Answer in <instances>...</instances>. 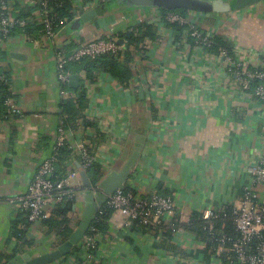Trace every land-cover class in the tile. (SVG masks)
<instances>
[{
    "label": "crops",
    "instance_id": "obj_1",
    "mask_svg": "<svg viewBox=\"0 0 264 264\" xmlns=\"http://www.w3.org/2000/svg\"><path fill=\"white\" fill-rule=\"evenodd\" d=\"M100 1L86 4L89 10H96ZM72 2L79 10L85 5L84 0ZM100 7L104 9L103 4ZM27 8L24 11L35 12L33 7ZM96 14L76 29L70 25L77 19L72 21L58 32L52 45L31 42L17 31L0 44L6 54L1 65L10 72L17 111L15 117L0 121V264L23 252L36 256L56 247L53 233L39 232L41 221L28 232L35 235L32 245L25 244L30 238L22 244L10 239L18 213L17 197L26 192L37 166L52 154L57 141L63 96L56 49L68 57L89 40L124 32L140 23L155 24L159 38L147 41L144 59L134 60V76L127 87L107 73H99L93 83H86L83 116L97 124L100 135L83 126L67 130L70 148L88 138L107 173L122 165L135 138L143 136L140 157L126 186L142 198L160 187L174 208L164 216V225L176 218L186 223L193 213L235 205L245 190L264 199V186L253 182L247 172L248 164L264 155V103L255 97L244 98L237 79L211 56L214 54H201L192 60L194 47L186 41V34L181 43H174L173 31L163 23L157 8L122 5L101 15L96 10ZM186 18L201 30L226 36L234 46L256 50L264 57V0L226 14L189 11ZM142 116L147 117L145 123ZM143 123L145 131L136 132L134 128ZM73 170L80 169L76 165ZM81 211L78 195L73 212L78 216ZM106 220V230L97 232L94 246L99 264L214 262L212 258L205 261L199 251L201 241L184 229L173 233L170 241L176 253L167 249L169 242L166 250L159 248L163 243L159 236L131 226L120 211H111ZM72 257L51 264H71Z\"/></svg>",
    "mask_w": 264,
    "mask_h": 264
},
{
    "label": "built area",
    "instance_id": "obj_2",
    "mask_svg": "<svg viewBox=\"0 0 264 264\" xmlns=\"http://www.w3.org/2000/svg\"><path fill=\"white\" fill-rule=\"evenodd\" d=\"M50 1L0 0V44L11 36L10 33L14 28L34 24L40 25L41 29L36 40H29L38 44L48 43L52 45L58 32L78 19L82 15L81 13L89 10L90 7L85 3L79 10L72 2L74 19L68 23L65 20L56 21L50 15L48 9ZM27 7H34L35 12L25 17L15 16L18 9ZM161 16L166 25L168 23L188 25L186 36L194 41L192 60L198 59V55L201 54L203 56L209 54L210 56L207 48L211 45L213 33L201 30L196 24L189 23L186 17L177 13L168 12ZM147 44L145 42L146 46ZM56 51L57 77L61 84L67 82L71 76L65 70L68 61H76L83 57L93 59L107 52H122V45H119L117 40L109 34L104 38H95L85 42L68 57L64 55L63 51L57 49ZM211 56L234 75L238 81L239 91L244 98L255 97L264 103V57L260 52L233 46L230 52L222 49L218 54ZM253 81H258V84L252 86ZM61 95L66 97L67 92L61 90ZM6 103L9 108L8 118L15 117L17 111L12 100H8ZM261 129L264 132V121ZM57 134L55 146H62L67 143V131L59 127ZM72 150L74 155L83 159V170L92 163L100 164L97 152L91 148V142L88 138H84ZM54 159L53 154H51L37 166L26 192L17 197V212H27L25 217L31 227L47 217L51 208L61 201L63 195H68L74 189H81L79 170L69 169L67 174H64L56 183L51 180ZM247 172L253 182L264 186V155L258 156L255 163L248 164ZM91 189L94 193L98 191L97 185L92 186ZM54 190L57 192L53 193ZM76 199L77 197L73 201L74 208ZM104 204L120 211L128 221L138 220L141 224L148 226L164 225V216L174 211L170 198L156 193L142 198L132 193H123L122 190H117L106 196ZM218 212L209 209L204 210L202 215L205 219H214ZM78 216L80 217V215ZM231 219L238 233V238L235 240H227L224 237L218 238L217 246L211 255L214 260L212 264H264V199L254 197L249 190H245L241 200L232 205ZM208 230L211 231L212 227L210 226ZM91 231L94 230L91 229ZM178 231L179 228L174 233H178ZM96 234L85 235L79 244L80 250L83 252L82 259L78 262L77 256L73 254L71 264H99V257L96 255L97 250L94 249ZM200 243L201 245L204 244Z\"/></svg>",
    "mask_w": 264,
    "mask_h": 264
},
{
    "label": "trees",
    "instance_id": "obj_3",
    "mask_svg": "<svg viewBox=\"0 0 264 264\" xmlns=\"http://www.w3.org/2000/svg\"><path fill=\"white\" fill-rule=\"evenodd\" d=\"M107 1L109 0L100 1L96 6V10L99 15L110 11L106 6L104 9H101L100 7L102 4L105 5ZM228 1L231 5H233L236 0ZM84 2L88 3L91 2V0H84ZM33 9L35 10L34 7ZM48 9L50 11V15L56 21L65 20L69 23L74 19L72 13V0H51L48 4ZM27 10L24 11V9H18L15 16L25 17L30 15V11L28 12ZM158 10L161 15L173 12L180 14L183 17H186L189 12L184 9L174 11H165L162 9ZM66 27L67 26L61 30ZM167 27L171 28L173 31L174 43H181L185 34L188 33V25L186 24L168 23ZM40 29V25L27 24L24 27L14 28L10 34L12 35L17 31L18 33L24 34L30 40H36ZM112 36L116 40H122V52H107L93 59L83 57L76 61L67 62L65 70L68 71L70 75H78L81 77L76 87H71L68 82L61 83L60 89L67 92V96L62 97L60 104L61 114L59 127L63 130L75 131L83 126L93 130L96 133V136L100 135L96 126L97 124L94 121L91 122L86 120L83 116V112L87 107L86 83H93L99 73H107L120 85L127 87L130 80L134 76L133 68L131 66L134 63V60L144 59L146 57L147 46L145 45V42L154 41L159 38L158 31L153 23H140L124 32H119L113 34ZM185 39L191 46L194 45L192 38L186 36ZM233 46L234 43L232 40L226 36L214 33L211 45L207 48V52L211 54H218L222 49L230 52ZM5 60L6 54L0 48V121L8 119L9 116V108L6 102L8 100L16 99L10 88V72L9 70L4 69L1 65ZM256 84H258V81H253L251 83L252 86H255ZM142 113L143 112H141V114ZM142 118L145 123L147 117L142 116ZM144 123L143 125H140L141 127L134 128L135 131L138 133L145 131ZM52 154L55 159L51 180L54 183L58 182L64 174H67L69 169L73 170L76 165L79 166V169H82L83 159L74 155V152L68 143H65L62 146H54ZM84 171L86 172L92 186L97 185L106 174L105 169L97 163L90 164L84 169ZM159 190L160 187H157L154 193L167 197ZM56 192L57 190L53 191V193ZM122 192L136 195L134 190H132L129 186H126ZM80 193L81 189H74L68 195H63L61 201L51 208L49 215L41 220L39 232L43 235L53 233L57 238L56 241L58 244L65 241L70 233L77 227L79 222V216L73 212V201L75 197L80 195ZM243 194L244 193H242V196ZM113 210L114 209L108 207L106 204H103V206L96 213L86 236L97 232H104L107 227L106 219ZM231 210L232 206L226 205L217 213V217L214 219H205L203 218L202 213H193L189 221L186 223H181L176 218L169 225L148 226L141 224L138 220H132L131 226L138 227L142 230L144 229V231L154 232V235L159 236L163 241V243H160L158 247L164 250H166L164 248L165 243H170L175 230L178 228L184 229L195 235L199 241L204 243L200 246L199 251L204 256L205 261L209 262L212 257L211 255L217 246L218 238L224 237L227 240H235L238 238V233L232 223ZM26 213V211L18 212L11 226L10 239L17 241L19 244H22V240L31 229V225L25 217ZM210 226L212 227L211 231L208 230ZM91 229L94 231H91ZM33 243L34 240L30 238L25 244L32 245ZM171 245H168L167 249L177 253L176 248ZM71 254H75V256H77L76 260L78 262L83 256L80 246H78Z\"/></svg>",
    "mask_w": 264,
    "mask_h": 264
},
{
    "label": "water",
    "instance_id": "obj_4",
    "mask_svg": "<svg viewBox=\"0 0 264 264\" xmlns=\"http://www.w3.org/2000/svg\"><path fill=\"white\" fill-rule=\"evenodd\" d=\"M259 1L261 0H236L235 3L231 5L228 0H109L105 3L104 7L106 6L109 10H112L116 6L126 5L130 7H152L165 11L184 9L203 14H226L230 11L245 9ZM96 15L95 9L89 10L83 13L70 26L76 29L80 24L90 22ZM117 43L122 45V40H117ZM11 56H13V54H11ZM79 79L80 77L78 75H71L67 82L71 87H76ZM139 94L140 99L143 101L144 93L142 88L139 89ZM144 139L145 138L141 135L135 138V144L131 147V151L126 160L121 166L110 170L104 175L98 182V191L95 193L91 189L92 185L86 172L82 169L79 170V178L82 184L80 193L82 211L77 227L70 233L65 241L58 244L52 250L36 256H32L27 252L15 255L6 264H51L71 254L85 237L96 213L103 206L106 196L117 190L125 189L126 182L131 176L140 157ZM28 238L34 239L35 235L28 233L24 241Z\"/></svg>",
    "mask_w": 264,
    "mask_h": 264
},
{
    "label": "rangeland",
    "instance_id": "obj_5",
    "mask_svg": "<svg viewBox=\"0 0 264 264\" xmlns=\"http://www.w3.org/2000/svg\"><path fill=\"white\" fill-rule=\"evenodd\" d=\"M57 244H58V243H57V241H56V242H54L53 246H57Z\"/></svg>",
    "mask_w": 264,
    "mask_h": 264
}]
</instances>
